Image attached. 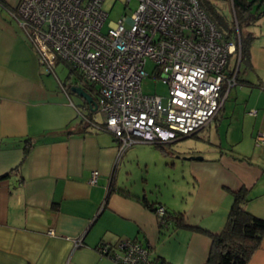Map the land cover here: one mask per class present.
Here are the masks:
<instances>
[{
    "label": "crops",
    "instance_id": "obj_1",
    "mask_svg": "<svg viewBox=\"0 0 264 264\" xmlns=\"http://www.w3.org/2000/svg\"><path fill=\"white\" fill-rule=\"evenodd\" d=\"M18 1L0 3V264H118L97 245L121 240L148 245L150 257L162 264H204L210 237L171 223L160 234L157 215L142 196L183 211L190 226L218 232L233 201L230 190L244 186L245 208L264 218V145L255 144L264 130V0L254 1L253 12L259 13L246 26L253 36L249 65L240 64L235 52L230 55L229 69L239 72L225 96L227 109L226 99L222 104L239 120L235 133L242 143L227 153L219 140L220 152L208 151L210 156L178 151L194 183L187 198L181 194L180 205L163 202L154 187L148 193L128 182L121 173L125 151L117 161V141L96 126L103 116L63 87L81 85L96 98L95 86L74 74L59 84L48 75L13 14ZM231 6V17L224 15L237 24L232 0ZM93 170L98 174L90 183ZM246 264H264V237Z\"/></svg>",
    "mask_w": 264,
    "mask_h": 264
},
{
    "label": "built area",
    "instance_id": "obj_2",
    "mask_svg": "<svg viewBox=\"0 0 264 264\" xmlns=\"http://www.w3.org/2000/svg\"><path fill=\"white\" fill-rule=\"evenodd\" d=\"M103 1L19 0L13 14L49 72L63 62L95 86L103 116L96 126L117 141V161L134 143L167 144L206 126L236 83L226 71L235 43L224 39L198 0H137L135 10L106 26ZM148 59L155 64L152 75L167 87L165 104L142 91V79L152 76ZM255 143L264 145V130ZM97 174L92 171L90 183ZM164 212L158 205L156 214ZM97 246L118 264H162L136 240Z\"/></svg>",
    "mask_w": 264,
    "mask_h": 264
},
{
    "label": "rangeland",
    "instance_id": "obj_3",
    "mask_svg": "<svg viewBox=\"0 0 264 264\" xmlns=\"http://www.w3.org/2000/svg\"><path fill=\"white\" fill-rule=\"evenodd\" d=\"M211 1H214L220 8L218 9L220 14H225L228 18L231 17V0ZM136 7L137 0H104L103 9L108 13L105 26L110 21H116L124 13L130 14ZM251 27L254 30L255 26L252 25ZM154 65L153 61L147 60L145 70L148 74L152 75ZM53 69L56 75L53 72L48 73V75L55 79L57 84H59V80L65 81L67 74H69L68 66L63 62H56ZM65 84L67 91L77 98L78 95L70 91L69 83L66 82ZM141 87L144 93L162 96V102L165 104L167 87L159 78L154 75L147 76L142 79ZM79 99L82 100L80 97ZM224 100L227 109L229 99L225 97ZM96 116L100 119L98 112ZM238 118L240 117L238 116ZM239 127V120L229 114L228 110L221 108L210 127H202L195 133L180 138L177 144L175 143L176 145L174 144L172 147L164 144V148H161L156 143L141 142L130 145L123 154L121 173L128 177V182L131 185H135L137 188L145 186L148 193H151V188L154 187L152 189L153 194L160 197L163 202L165 199L166 203L169 201V203L180 205L181 194H188L187 191H192L194 188L193 180L187 170V159L182 157V153H197L198 155L203 153L204 156H210L208 151H212L211 153L218 154L220 152L219 140L223 151L227 153L236 151L242 143L239 140V135L235 133L236 128ZM165 149L168 152H165ZM175 190L178 192L177 195L174 194ZM185 196L187 198V195Z\"/></svg>",
    "mask_w": 264,
    "mask_h": 264
},
{
    "label": "trees",
    "instance_id": "obj_4",
    "mask_svg": "<svg viewBox=\"0 0 264 264\" xmlns=\"http://www.w3.org/2000/svg\"><path fill=\"white\" fill-rule=\"evenodd\" d=\"M198 1L202 9L222 33L224 39L235 43L234 52L237 58L239 57L240 64L249 65V47L253 36L250 31L246 29V26L250 25L255 20L256 14L259 13L258 11L253 12V3L255 0H232L237 24H235L234 21H228L224 14H220L216 4L206 0ZM0 3L5 4V0H0ZM229 61L230 56L226 71L228 75H233L235 68L232 67L231 70L229 69ZM68 68V73L70 75L74 74L76 75V79L82 80L73 67L68 66ZM238 72L239 68L234 74L235 80H237ZM69 74L66 76L67 81L71 79ZM68 83L71 86L72 83ZM221 108L222 105L220 109ZM216 114L213 118H216ZM156 144L164 148L163 143ZM112 189L113 185L110 190ZM118 190H121V188ZM230 192L233 196V201L225 224L220 231L210 232L198 226H190L183 220V211L165 209L164 214H156L160 234L165 232V229L170 223L173 224V228L186 227L203 231L211 239L210 248L204 264H246L252 253L260 245L262 237H264V218L253 214L245 208V203L248 201L249 197L247 195V189L244 186L230 190ZM140 198L145 206L156 213L157 207L160 205L156 198L149 199L145 196Z\"/></svg>",
    "mask_w": 264,
    "mask_h": 264
},
{
    "label": "water",
    "instance_id": "obj_5",
    "mask_svg": "<svg viewBox=\"0 0 264 264\" xmlns=\"http://www.w3.org/2000/svg\"><path fill=\"white\" fill-rule=\"evenodd\" d=\"M70 91L78 95L82 99V104H85L90 110H94V111L96 110L97 104L95 98L86 89H84L83 86L71 84ZM197 158H201V157L197 156Z\"/></svg>",
    "mask_w": 264,
    "mask_h": 264
}]
</instances>
